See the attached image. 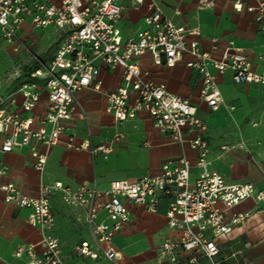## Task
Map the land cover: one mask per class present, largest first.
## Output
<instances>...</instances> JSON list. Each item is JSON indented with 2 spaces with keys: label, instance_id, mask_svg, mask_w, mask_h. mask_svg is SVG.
<instances>
[{
  "label": "built area",
  "instance_id": "1",
  "mask_svg": "<svg viewBox=\"0 0 264 264\" xmlns=\"http://www.w3.org/2000/svg\"><path fill=\"white\" fill-rule=\"evenodd\" d=\"M235 0L234 8L242 13L245 8L256 14V23L264 32V0ZM122 0H0V31L8 43H20V32L27 22L36 29L54 27L61 37L55 54L33 81L22 86V102L18 109L17 98L0 95V145L2 154L28 147L33 167L43 172L48 164V151L58 146L66 132L65 123L73 118L77 108V94L82 90L100 89L98 80L103 69H124L123 84L107 95V113L117 122L136 119L147 113L155 126L172 139L189 145L196 154V165L182 156L166 162L160 174H147L137 182L115 181L107 191L81 189L72 192L62 182L43 187L40 197L33 198L13 183H4L8 168L0 161V194L4 201L20 209L30 210L28 223L44 232L39 245H22L15 251L18 259L28 264H77L62 255L61 242L52 232L56 226L52 200L61 194L65 205L89 209L87 224L91 242H84L74 250L76 256L119 264L120 254L112 246L114 237L130 221L131 206H140L156 213L164 200H169L166 213L168 227L178 234L177 240L167 239L160 245V255L171 264H180L179 255L185 253L186 264H221L217 239L229 235L234 227L245 222L250 213H228L243 202L254 199L258 208L264 207V192L254 183L229 184L213 170L210 143L205 135L206 123L199 116V107L190 99L168 91L165 85L148 78L141 58L151 55L157 66L174 67L186 55L195 59L189 68L201 77L199 100L212 111L224 106L222 92L217 83L219 75L231 73L236 84L264 87V73H256L246 57L231 42L220 58L204 51L199 41L190 36L202 35L199 27L177 26L167 18L154 2L151 14L145 18L146 27L135 37L124 38L119 27L123 15ZM141 4L144 0H135ZM201 7L213 9L216 0H200ZM219 49L218 39H213ZM43 81V85L41 82ZM48 93L45 113L34 116L41 101L42 90ZM85 120L87 118L85 117ZM196 135L188 138L187 133ZM116 142L119 139L115 140ZM71 136L67 146L87 151L93 157L108 159L113 144L92 145L86 140L75 145ZM44 149V150H43ZM227 150L228 148H223ZM194 168L199 176L192 179ZM102 201L107 220L97 222L93 206Z\"/></svg>",
  "mask_w": 264,
  "mask_h": 264
},
{
  "label": "crops",
  "instance_id": "2",
  "mask_svg": "<svg viewBox=\"0 0 264 264\" xmlns=\"http://www.w3.org/2000/svg\"><path fill=\"white\" fill-rule=\"evenodd\" d=\"M152 2L177 26L199 27L202 35L190 36L189 40L199 41L201 48L215 58H220L232 42L248 59L254 72L264 73V32L256 23L255 13L246 8L242 13L235 10V0H216L213 9L201 7L200 0H144L141 4L135 0H122L123 15L119 27L124 38L135 37L146 27L145 18L152 12ZM248 5L256 6L257 3L249 0ZM29 28H34L31 22L23 26L21 38L29 33ZM42 30L60 33L54 27ZM213 39H218L219 49H215ZM194 59L192 55H186L184 61L174 67L157 66L148 54L140 62L148 78L165 85L172 94L198 105L199 116L207 125L205 135L210 143L213 170L229 184L254 183L264 192V87L236 84L231 73L219 75L217 83L224 106L214 112L199 100L201 77L187 65ZM123 79L122 67L103 69L98 78L99 90L89 88L77 94L73 118L65 123L67 130L60 144L48 151L49 160L43 172L33 167L28 147L9 154L0 152V161L8 168L4 183H13L25 194L38 198L43 187H52L56 182H62L72 192L81 189L107 191L115 181L134 183L149 173L160 174L166 162L182 156L195 166L196 154L190 146L175 142L169 134L159 130L147 113H140L136 119L125 122H117L107 113V95L116 91ZM15 97L18 105L13 109H18L22 96L19 93ZM47 106L48 93L43 89L34 116H42ZM195 135V132L187 133L188 138ZM71 136L75 137V145L86 140L94 146L113 144V152L105 159L101 155L93 157L87 151L69 148L67 143ZM4 139V135L0 136V145ZM225 147L228 149H223ZM198 176L199 170L194 168L192 179ZM169 204V200H164L156 213L131 206L129 223L112 241L121 257L119 264H171L160 255L161 243L167 239L177 240L178 236L168 227ZM52 208L56 217L52 233L60 239L62 255L67 260L77 264H109L104 258L93 260L74 253L77 246L92 240L87 224L89 209L65 205L60 193L55 194ZM93 209L97 222L107 220L102 201L96 200ZM236 213L251 215L234 227L231 234L217 239L221 250L219 261L221 264H264V207L258 208L254 199H249L230 211L228 219ZM29 214L28 209L5 203L4 194H0V264H28L26 258L15 257L16 249L22 245L37 246L43 239L44 232L28 223ZM187 259L185 253L179 255L180 264H186ZM201 264L211 263L202 260Z\"/></svg>",
  "mask_w": 264,
  "mask_h": 264
},
{
  "label": "rangeland",
  "instance_id": "3",
  "mask_svg": "<svg viewBox=\"0 0 264 264\" xmlns=\"http://www.w3.org/2000/svg\"><path fill=\"white\" fill-rule=\"evenodd\" d=\"M20 43H8L0 31V95L18 96L23 85L48 65L61 34L29 28ZM60 34V35H59Z\"/></svg>",
  "mask_w": 264,
  "mask_h": 264
},
{
  "label": "trees",
  "instance_id": "4",
  "mask_svg": "<svg viewBox=\"0 0 264 264\" xmlns=\"http://www.w3.org/2000/svg\"><path fill=\"white\" fill-rule=\"evenodd\" d=\"M33 80H31V81H28L27 83H30V82H32Z\"/></svg>",
  "mask_w": 264,
  "mask_h": 264
}]
</instances>
